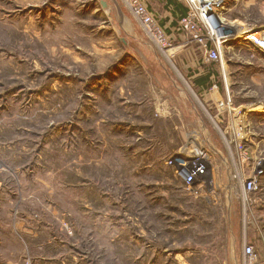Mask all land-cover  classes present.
Returning <instances> with one entry per match:
<instances>
[{"label":"rangeland","instance_id":"1","mask_svg":"<svg viewBox=\"0 0 264 264\" xmlns=\"http://www.w3.org/2000/svg\"><path fill=\"white\" fill-rule=\"evenodd\" d=\"M96 1L0 0V264H243L244 243L264 264V174L244 225L210 117L237 157L264 158V51L239 37L264 33V0H177L172 32L142 0L159 46L122 0L131 32ZM205 143L221 152L210 196L183 168Z\"/></svg>","mask_w":264,"mask_h":264},{"label":"built area","instance_id":"2","mask_svg":"<svg viewBox=\"0 0 264 264\" xmlns=\"http://www.w3.org/2000/svg\"><path fill=\"white\" fill-rule=\"evenodd\" d=\"M219 1V0H218ZM124 5L128 8L133 18L138 22L142 30L148 35V37L153 41V43H157L159 46V43L162 41H167L166 32L161 28L158 21L155 19L153 14L148 10L146 4L142 0H122ZM190 4L193 8V10L198 9V4L194 1L189 0ZM203 9V8H202ZM195 12L192 11V14H189V20L188 18H183L182 23H186L188 21L189 24L194 25L195 23L192 21L194 20ZM213 30V29H212ZM258 35H260L262 38H264L263 31H255L254 40L251 42L255 48L261 51L262 46L259 45L261 42L260 39H258ZM256 44V45H255ZM262 52V51H261ZM216 51H211L210 56H216ZM230 97V94H229ZM211 114V113H210ZM219 115V114H218ZM218 115L210 116L215 121L214 127L217 129L219 134L221 135V138L226 144V151L227 155L224 157V160L226 162V165L228 166V175L231 173V178H229V182L227 185H223L222 183H218L220 186V189L223 190L225 188L226 194L227 191L232 197V192H237L238 197L240 198V201L242 202V217H243V224H249L250 218L247 216V204H250L252 201V198H250V194L254 191H258L260 189V182L261 177L264 174V158H254L251 153L241 151L238 153V157L232 150L228 137L226 135V132L222 129L220 123H219V117ZM216 117L218 118L216 121ZM204 141V140H203ZM229 144V147L227 146ZM205 144H202L201 148L199 149L202 153L201 155H197L196 152L191 153L187 156L186 160H184V166L183 168H186L185 170V182L187 183V188L190 193L195 192H203L206 195L210 194L209 191L213 190L216 187L217 180L213 177L211 178V172L215 170V167L212 169V165L214 164L211 161L210 158V152H219L217 149L213 150L210 147L205 148ZM195 148V147H193ZM213 150V151H212ZM258 159V160H257ZM231 170V171H230ZM215 184L212 186V184ZM208 196V198H209ZM232 200V198H231ZM243 258V264H253L256 260V255L254 251V246L252 243H244L243 244V252H242Z\"/></svg>","mask_w":264,"mask_h":264},{"label":"crops","instance_id":"3","mask_svg":"<svg viewBox=\"0 0 264 264\" xmlns=\"http://www.w3.org/2000/svg\"><path fill=\"white\" fill-rule=\"evenodd\" d=\"M158 1H161L163 3L164 8L167 10V12L170 15L169 16L170 18L167 21H165L164 26L166 28H168L169 30L171 29V32H172L176 28V25L172 21L174 20V16L176 17V20H178V16L180 15V11L178 9L174 8L173 4H167V0H158ZM110 3L111 4L113 3L115 6L116 14H117V23H118L119 29H123V30H126L127 32H129V31L131 32V30L133 29L131 22L129 21V19H127L124 12L123 13L120 12V10L117 8L114 0H98L96 2H90L88 4V6L91 7L92 5L93 6L95 5L94 7L97 8V11L99 12L100 17L106 18V20H108L109 12L106 10V6H108V4H110ZM88 9H90V8H88ZM122 39L124 40L123 37H122Z\"/></svg>","mask_w":264,"mask_h":264},{"label":"bare ground","instance_id":"4","mask_svg":"<svg viewBox=\"0 0 264 264\" xmlns=\"http://www.w3.org/2000/svg\"><path fill=\"white\" fill-rule=\"evenodd\" d=\"M119 1V0H118ZM192 1H194L195 3H197L198 4V2L197 1H195V0H192ZM112 2V1H111ZM200 3H201V5L202 6H204V7H208V0H200ZM216 4L217 5H221V0H219V1H216ZM121 6V5H120ZM109 9L107 10L109 13H110V11L113 9V7H114V4L112 3H110L109 4ZM217 6H214V9L216 8ZM205 15H207L206 13H205ZM205 18V17H204ZM214 18H216L217 20L220 18V15L219 14H215L214 15ZM206 20H209V19H211L212 20V22L214 21V19H213V17L212 18H205ZM215 19V20H216ZM222 23H224V22H220L219 24H216V23H214L213 22V24H215V25H220V24H222ZM223 27V26H222ZM237 34V33H236ZM240 36V38H242V39H245L246 41H248L249 43L250 42H252L253 40H254V35H255V31H253V30H243V32L241 33V34H239ZM258 37H259V35H258ZM258 39H260L261 40V42L259 43V45L260 46H262V48H261V51L263 52L264 51V38L262 39L261 37H259ZM256 45V44H255ZM163 49V48H162ZM173 66H175V65H173ZM252 109H255L256 108V106H252L251 107ZM210 138V137H209ZM211 140V139H210ZM212 146H214V145H212V144H210V143H207V145H205V148H208V147H212ZM191 148V147H190ZM197 148H201V147H197ZM189 149V148H188ZM196 148H193L192 150H191V152H189V153H186V155L188 156V155H190L191 153H195L196 152V154L197 155H201V154H204V153H202L199 149H197V150H195ZM212 149V148H211ZM214 154V153H213ZM212 155V154H211ZM227 166V165H226ZM231 174H230V178H231ZM229 193V192H228ZM227 193V198H228V195H229V198L231 199L232 197H231V195L230 194H228ZM232 194V193H231Z\"/></svg>","mask_w":264,"mask_h":264},{"label":"trees","instance_id":"5","mask_svg":"<svg viewBox=\"0 0 264 264\" xmlns=\"http://www.w3.org/2000/svg\"><path fill=\"white\" fill-rule=\"evenodd\" d=\"M167 4H173L174 8L180 11V15L178 16V18H180L182 15H185L188 10V8L184 4H182L177 0H167ZM210 79H211V72L197 78L196 81L199 84L208 85L210 83Z\"/></svg>","mask_w":264,"mask_h":264},{"label":"water","instance_id":"6","mask_svg":"<svg viewBox=\"0 0 264 264\" xmlns=\"http://www.w3.org/2000/svg\"><path fill=\"white\" fill-rule=\"evenodd\" d=\"M114 1H115V3H116L117 8L120 10V12L123 13V9H122V7L120 6L118 0H114Z\"/></svg>","mask_w":264,"mask_h":264}]
</instances>
